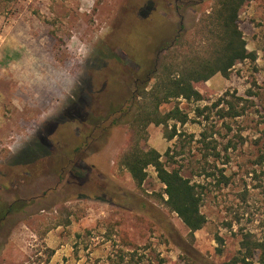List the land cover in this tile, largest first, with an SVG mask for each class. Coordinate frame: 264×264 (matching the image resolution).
Returning a JSON list of instances; mask_svg holds the SVG:
<instances>
[{"label": "rangeland", "instance_id": "rangeland-1", "mask_svg": "<svg viewBox=\"0 0 264 264\" xmlns=\"http://www.w3.org/2000/svg\"><path fill=\"white\" fill-rule=\"evenodd\" d=\"M213 4L0 0V41L15 38L61 57L69 50L86 57L80 87L38 137L13 154L0 126V205L29 201L21 211H0V264H239L244 234L264 237V0L251 1L240 15L256 58L236 64L228 78L217 73L200 82L201 100L164 103L162 111L178 104L189 115L177 124L175 138L154 123L140 133L142 147L156 148L168 168L180 165L201 185L206 224L191 236L166 204L155 168L139 187L119 164L136 136L133 97L149 67L135 45L153 65L160 46L183 33L189 44L198 37L200 17ZM155 13L167 24L164 32L150 17L141 20ZM26 23L39 31L34 43L18 35ZM22 55L23 49L0 46V125L27 96L23 83L7 73L13 57ZM235 97H242L245 112L224 117L222 109ZM258 258L257 250L252 261Z\"/></svg>", "mask_w": 264, "mask_h": 264}, {"label": "trees", "instance_id": "trees-1", "mask_svg": "<svg viewBox=\"0 0 264 264\" xmlns=\"http://www.w3.org/2000/svg\"><path fill=\"white\" fill-rule=\"evenodd\" d=\"M251 1L253 0H214L211 10L200 17L199 28L196 30L198 37L189 44L184 42L186 33H183L167 46H160L153 65H151V59H148L149 53L145 54L139 46L135 45V49L142 53V58L149 67H147V76L142 84L137 86L135 97H133L136 107L134 116L136 136L120 157L119 164L129 171L139 187L149 176L148 168L153 166L158 179L165 185L166 204L183 220L191 236H195L196 231L207 222L201 210L203 202L201 185L185 177L180 165L174 163L171 169L168 168L162 160L161 152L156 148L142 147L140 133L145 131L150 123H154L166 127V138H175L180 134L177 124H186L189 121V115L178 104L169 111H162L161 106L164 103L181 97L188 100H201L203 94L197 88L200 82L208 81L217 73L228 78L236 64L246 59L256 58V53L247 48V42L240 27L241 12ZM142 16L141 20L144 22H149L148 17H150L152 22H156L155 24H161L160 29L163 32L167 29V24L161 22L157 13L154 16L151 14H142ZM130 33V39H132V32ZM160 35L155 36L153 46L155 39ZM152 79L154 83L149 88L148 85ZM106 81L101 84H105ZM241 98L235 97L233 101L228 100L229 106L227 109H222L225 110L222 115L224 117L241 116L246 110L245 107H239ZM171 121L174 123L171 124ZM203 142L207 148H212L209 141L206 142L203 139ZM48 151L47 149L46 152ZM28 204V200L18 198L7 206L4 205V208L6 213L16 212L23 210ZM4 208L0 205V211ZM243 248H245L243 255L237 259L239 264H256L252 259L257 250L259 251L257 264H264V237L253 240L250 234H244Z\"/></svg>", "mask_w": 264, "mask_h": 264}, {"label": "clouds", "instance_id": "clouds-1", "mask_svg": "<svg viewBox=\"0 0 264 264\" xmlns=\"http://www.w3.org/2000/svg\"><path fill=\"white\" fill-rule=\"evenodd\" d=\"M25 41L34 43L39 31L26 23L24 31L18 33ZM0 46L13 50L23 49L21 58L13 57L7 73L26 87L27 96L22 107L16 105L10 121L2 125L5 129V145L14 154L38 137L48 123L54 122L67 107L73 93L80 87L84 76L86 57L69 50L62 57L46 47L30 48L19 39L0 41ZM90 54L91 49L87 48ZM12 104L16 101L13 99Z\"/></svg>", "mask_w": 264, "mask_h": 264}]
</instances>
